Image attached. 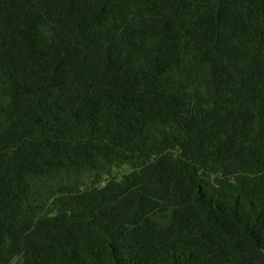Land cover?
<instances>
[{"label": "trees", "instance_id": "16d2710c", "mask_svg": "<svg viewBox=\"0 0 264 264\" xmlns=\"http://www.w3.org/2000/svg\"><path fill=\"white\" fill-rule=\"evenodd\" d=\"M12 261L264 264V0H0Z\"/></svg>", "mask_w": 264, "mask_h": 264}, {"label": "rangeland", "instance_id": "374dc122", "mask_svg": "<svg viewBox=\"0 0 264 264\" xmlns=\"http://www.w3.org/2000/svg\"><path fill=\"white\" fill-rule=\"evenodd\" d=\"M128 171H130V169L128 168V166L124 165V166H121L118 168H114L109 175H110V177H115V176L120 177L122 174L127 173ZM105 178H107V176L104 177L103 179H105ZM103 184H104V182H102L100 186L102 187ZM88 188H90V187H88ZM11 264H15V262L12 261Z\"/></svg>", "mask_w": 264, "mask_h": 264}]
</instances>
